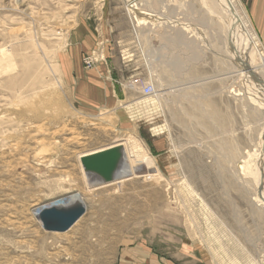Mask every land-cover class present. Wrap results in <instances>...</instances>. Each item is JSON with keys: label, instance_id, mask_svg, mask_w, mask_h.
<instances>
[{"label": "rangeland", "instance_id": "374dc122", "mask_svg": "<svg viewBox=\"0 0 264 264\" xmlns=\"http://www.w3.org/2000/svg\"><path fill=\"white\" fill-rule=\"evenodd\" d=\"M125 1L135 7L143 5V0H0V105L4 104L0 111H6L4 115L11 112L17 120L13 125H0L4 131L0 132V264H112L116 251L144 241L157 254L181 264H257V258L261 257L264 263V218L256 216L249 196L240 194L235 187L246 179L254 181L247 173V152L241 163L223 156L217 147L222 133L219 129L215 134L212 131L214 135H207L197 126L199 135H187V131L193 132L189 130L192 121L186 120L189 128L180 126L163 97L134 104L144 96L128 90L127 84L139 85L141 89L151 83L147 48H158L161 40L155 36L147 43L137 41ZM177 2L166 0L165 4L172 8L168 13L181 11L176 8ZM235 2L252 17L250 0ZM192 3L197 10L185 15L190 22L203 25L209 43H201L204 56L199 53L202 57L199 68L189 77L201 83L206 78L219 79L200 85L197 94L213 93L218 106L235 115L232 127L241 150H256L255 130L251 140L242 133L252 123L235 108L234 98L242 88L241 81L235 77L223 79L227 75L222 72H227L228 66L219 52L224 51L225 41L218 38V42L204 19V9L195 1ZM81 28L90 35L100 33L109 41L81 51L77 41L74 42ZM258 35V49L264 55V42ZM30 38L45 49L56 67L54 76L50 72L48 76L45 74V82L37 83V89L30 92L26 88L23 95L28 99L23 102L6 91L4 78L24 73L19 60L34 53L27 43ZM181 48H172V52H166V58L180 56L181 61L186 60L183 53L187 51ZM38 51L41 60L43 52ZM91 54L102 56L98 64L100 76L108 81L113 96L111 105L86 109L75 97L78 93L88 96L89 88L75 87L74 82L79 70L87 71L97 65L89 68L84 63V58ZM188 55L193 58V53ZM67 60H72L73 65L67 66ZM15 62L18 67L12 69ZM3 69L6 73H2ZM184 77L175 74L166 83L184 81ZM128 134L136 136L155 158L163 180L159 183L134 179L120 187L110 185L86 192L78 165L79 153L110 150L114 141ZM201 141L203 147L194 145ZM175 144L179 146L176 151ZM189 145L199 160L192 159V171L187 169L183 158L184 155L187 158ZM231 163L241 164L238 165L241 171ZM197 167L204 169L200 172L202 179H193L195 184L185 183L190 184L186 189L180 181H184V175L187 178L198 175ZM74 193L82 195L84 203L79 220L62 233L42 229L34 216L36 208L53 206L58 199ZM187 215L194 227L186 222Z\"/></svg>", "mask_w": 264, "mask_h": 264}, {"label": "bare ground", "instance_id": "6f19581e", "mask_svg": "<svg viewBox=\"0 0 264 264\" xmlns=\"http://www.w3.org/2000/svg\"><path fill=\"white\" fill-rule=\"evenodd\" d=\"M192 1H195L197 4L200 5V8L204 9V13L206 14V15L204 14L206 16L204 17V19L208 23L209 29L211 28L212 31L211 33L214 34L215 37H217L218 42H219L218 38L222 39L223 42L225 41L224 51L219 52V54L222 55L221 57L225 58L224 59L225 63H227L228 66L226 67L228 71L222 72L223 75H227L224 76L223 79H229L235 77L238 81H241L242 88L239 92H237V95L234 98L235 108L237 110L240 109L247 118V120L252 123V125L249 126V130L246 131L248 127L246 129L244 128L245 131L243 130L242 133H244L246 137H248L251 140L253 135V130H255L257 135L256 141L255 138L253 140L256 142L255 143V146L257 147L256 150H254L253 148L251 151L248 150L249 148L246 151H244L245 149L243 151L241 150L239 145L240 142L238 140L239 138L238 136H236L235 129H233L232 127V125H234L233 116L235 115L233 114L231 115L228 112L223 111L216 103V100L213 99L214 96L213 93H209L208 92L209 90L208 91L206 90V92L208 93L204 92L201 95L197 94L198 87H200V85L210 82L211 80L214 81L219 79L206 78L203 79L204 83L203 82L201 83L200 80H191V78L189 77L194 74V71H197V68H199L197 67V65L202 58L200 56L201 54L199 53L203 52L201 49L202 46L201 43L203 44L206 43V45H208L209 43L207 39V32L201 27L203 25L202 24L200 25V22L199 23H195L194 21L190 22L185 15L190 11L192 13L194 10H197V8H195L196 7L195 4L192 3ZM258 1L259 0L254 1V4H256L254 5V9H255V13L258 15V18H260L261 10L258 8L260 7L258 5L259 4ZM165 2L166 0H143V5L136 7L134 6L133 3L131 4L130 1L129 3L126 2L127 3L126 9L130 15V19L136 31L137 41H142L143 43L144 42L147 43L148 39L150 40L155 36L159 37L161 40V44L158 48H154V49H152L153 47L147 48L148 51L147 63L149 66V73L151 75V81H150L151 83L149 85L146 84L142 86L141 89L139 85L137 86V85L127 84V89L130 90L131 92H135V91L139 92L142 94V96H144V98L135 101L134 104H138L139 102L151 97H158V99L163 97L165 99L164 102L166 103V105L170 106L169 110L172 109L171 111L173 113L172 112L171 113L172 115L175 116V117L173 116L176 119L175 121L180 126L183 127L188 126L189 128V125L186 123V120L189 119L192 121L190 122L193 125L191 126L192 128L191 127L189 128V130L192 129L193 132H191V130L190 132L189 131L186 132L187 135L189 136L192 135L193 133H195L196 135L200 134V132L197 133V126H200L201 129H203L207 135L208 133L209 135L210 133L211 135H214L216 129L221 130L222 132L220 134L221 141L220 140L218 141L217 147L219 151L223 154V156L231 158L229 160L231 161L233 160L235 162L238 161L239 163H241V161H243V157L245 156L244 154L247 152L248 161L245 160L246 158L244 157L245 158L244 160L246 161V165L248 162L247 173H249L248 176L252 177L254 181L246 179L243 181L244 182L243 184L241 183L242 185L239 184L238 182V184L235 187L240 194L242 195L247 194L249 196L248 198L251 201V204L255 207L256 216L259 219H263L264 218V55L258 49V45H260V39L256 29L253 26V21L250 15L244 9V7H240V3L235 2V0H188V1L178 0L177 2L178 5L176 4L177 5L176 8L181 9V11L174 15L168 13L169 11L172 10V8H169L168 4L167 3L165 4ZM11 9H14V7H12ZM165 11H167V13H165ZM34 41L33 39L30 38L28 39L27 42L28 46H30L34 50V53L31 55V57L22 60L18 59L19 61H21V63H19V66L22 65L21 67H23L24 73L22 74L20 71L15 75L14 74L12 76L9 75L4 78L5 86L4 85L3 86L6 87L5 88L6 91L12 95L13 99L16 98V100H21L23 102L28 99V97L23 95L25 93L24 91L26 90V88L30 90V92L34 91L35 89L38 88L36 86L37 83L39 85H42L45 82V76L47 75L48 72L52 73V76H54L53 73H55L54 71L56 64L52 61V58L45 53V49L44 48L41 49L39 44ZM180 47H182L181 49L183 52L184 49L185 51H187L186 53H183L185 55L186 60L181 61L179 59L180 56H177L175 58L172 57L166 58V54H167L166 52H172L171 50L172 48L179 49ZM38 49L43 52V58L41 60L39 59L38 56L39 53ZM23 50L24 49L22 48V51ZM189 52L193 53L192 55L193 58L188 57L190 56L188 55ZM94 57L97 59L96 62L94 61ZM164 57L166 59H164ZM101 58L102 56L99 54H94V55L91 54L90 56L88 55L87 57L84 58V63L88 66H91L89 68H92V66L97 64ZM126 58H129V56H127ZM2 60L6 62L9 61L8 58H2ZM8 63L6 65L10 64ZM17 67L18 65L15 62V66L12 69H16ZM3 72L6 73V70L3 69L2 73ZM175 74L179 75V78L185 76L184 81L179 80L172 83H166L170 79V77H172ZM37 95L38 94H33L32 96L34 97ZM1 100L2 98L0 99V101ZM176 104L178 105L180 104L181 106L179 105L180 107H177L178 105ZM120 105H122V103L119 104L118 106ZM0 106H4V104H1ZM127 106H129V104ZM5 112L6 111H0V113L2 114L0 116V125L3 124L13 125L14 123H16L17 120L13 118L11 112L4 115L3 113ZM35 115H37V113ZM20 122L22 121L20 120ZM28 122L32 123V121L30 120ZM194 126H196V128ZM38 128L40 131L41 130L40 127ZM183 130L186 131L185 129ZM213 130H214V134H212ZM0 132L3 133L4 131L0 130ZM191 142L195 143V141H191ZM202 142L203 141L199 143L196 142V144L194 145L197 147H203ZM112 144L114 145L111 148L120 147L122 150V161L119 166V170L117 171V176L112 181L101 182L98 181L96 178L90 177L89 175L83 172L81 159L88 155L102 152L101 149H93L92 152L90 153L81 152L77 156L79 170L81 171L83 178L85 180L86 192L90 193L93 191H97L100 188L110 185L120 187L125 182L134 179H145V180L147 179L159 183L163 180V175L157 167L155 158L148 152L145 145L142 144L141 141L136 136L132 134H128L124 138L117 139ZM178 147L179 146L175 144V151ZM173 148H174V143L172 144L170 150L172 151ZM187 148L189 149V153L187 154V158L186 155H184L183 158L186 163L187 169L192 171L193 169L190 167V164L193 163L192 159H194L195 162H198L199 160L196 157V155L193 156L192 147L189 145L187 146ZM231 165L233 164L231 163ZM238 165L236 166L234 164L233 166H236L238 168ZM232 168L234 169V167ZM239 168L242 167L240 166ZM239 168L237 170H240ZM203 171L204 169L197 167L198 175H190L189 178H187V176L184 175L183 177L184 181L186 178L188 180L186 179L187 182L181 180L180 183H182L183 186L187 189L188 186L186 187V185H190V184H185V183H189V182L194 183L193 179L195 178L199 180L202 179L203 174H200V172ZM230 177L232 178V176ZM242 179L243 178H239L238 181L240 180L242 181ZM87 182L89 183V185ZM100 184L103 185L100 186ZM170 184L171 183L169 182L167 183L166 186L168 187ZM247 187L250 189L249 191L247 190L248 189ZM77 199L81 200L83 203L82 195L80 196L79 193L78 194L74 193L71 196H66L61 199H58L55 205H67ZM48 206L49 205L41 206L39 208H36V210L34 211V216L36 217L40 226L41 223L38 219V214L43 209L48 208ZM78 220L79 218L75 221V223ZM190 220H192V218L190 217V215H187L186 222H188L189 225L191 224L194 227V223L193 222L191 223ZM194 221L195 224L198 225L199 223L198 220L194 219ZM55 233H62V232H55ZM196 236L198 237L199 241H201L200 236L197 235V233ZM234 252L235 250H233V253ZM262 258L263 257H261V259ZM257 259H258L257 264H264L263 260H261L260 258Z\"/></svg>", "mask_w": 264, "mask_h": 264}, {"label": "crops", "instance_id": "0c3cea01", "mask_svg": "<svg viewBox=\"0 0 264 264\" xmlns=\"http://www.w3.org/2000/svg\"><path fill=\"white\" fill-rule=\"evenodd\" d=\"M250 1L252 2L249 9L250 14L252 15L251 19L254 22L255 27L259 30V33L257 30L256 31L261 35L262 42H264V0L258 1V5L260 6L258 8L261 10V19H258V15L255 13V10L253 12V1L256 0ZM74 39V42L77 41L78 43L77 48L81 51H87L90 48H94L96 44H100V42L105 44L109 41L108 38L106 39V37L100 35V33H93V35L87 34L86 29L83 28L77 32ZM71 55L74 56L73 53H71ZM96 60L97 59L94 57L95 62ZM66 63L68 66L71 64L73 65L74 62L72 60H67ZM98 64L99 62L96 66L94 65V68L87 71L79 70L76 78L77 80L74 82L75 87L87 85L89 88L88 96L87 94L81 95L78 93L77 98L75 97L76 102L86 109H95L102 105H111L110 97L113 96V91L109 88L108 81L100 76L101 70L99 69L100 67ZM149 244V242L144 241V244L139 242L131 247L123 249L122 251L119 249V251H116V254L113 256L114 261L112 264H181L176 260L157 254L153 247Z\"/></svg>", "mask_w": 264, "mask_h": 264}, {"label": "water", "instance_id": "95a60500", "mask_svg": "<svg viewBox=\"0 0 264 264\" xmlns=\"http://www.w3.org/2000/svg\"><path fill=\"white\" fill-rule=\"evenodd\" d=\"M122 161L120 147L88 155L81 159L83 172L101 182H109L116 178ZM84 205L77 199L67 205H54L43 209L38 219L44 230L64 232L83 214Z\"/></svg>", "mask_w": 264, "mask_h": 264}]
</instances>
